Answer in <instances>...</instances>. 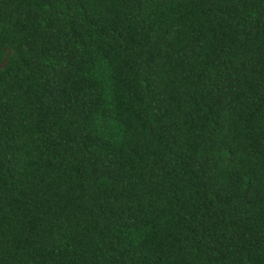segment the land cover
I'll use <instances>...</instances> for the list:
<instances>
[{"label":"trees","instance_id":"obj_1","mask_svg":"<svg viewBox=\"0 0 264 264\" xmlns=\"http://www.w3.org/2000/svg\"><path fill=\"white\" fill-rule=\"evenodd\" d=\"M0 264H264V0H0Z\"/></svg>","mask_w":264,"mask_h":264}]
</instances>
